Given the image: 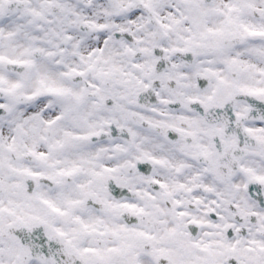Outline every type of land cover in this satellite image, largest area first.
Wrapping results in <instances>:
<instances>
[{"label":"snow or ice","instance_id":"1","mask_svg":"<svg viewBox=\"0 0 264 264\" xmlns=\"http://www.w3.org/2000/svg\"><path fill=\"white\" fill-rule=\"evenodd\" d=\"M0 264H264V0H0Z\"/></svg>","mask_w":264,"mask_h":264}]
</instances>
